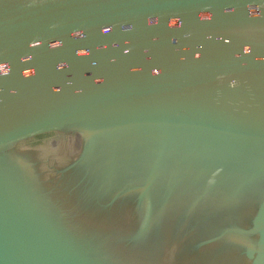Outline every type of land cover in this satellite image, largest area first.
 I'll list each match as a JSON object with an SVG mask.
<instances>
[{
  "label": "water",
  "instance_id": "water-1",
  "mask_svg": "<svg viewBox=\"0 0 264 264\" xmlns=\"http://www.w3.org/2000/svg\"><path fill=\"white\" fill-rule=\"evenodd\" d=\"M0 264H264V0H0Z\"/></svg>",
  "mask_w": 264,
  "mask_h": 264
},
{
  "label": "flooded vegetation",
  "instance_id": "flooded-vegetation-1",
  "mask_svg": "<svg viewBox=\"0 0 264 264\" xmlns=\"http://www.w3.org/2000/svg\"><path fill=\"white\" fill-rule=\"evenodd\" d=\"M40 143H42V145H57L56 146V148H58V143H59V139H58V137H56V138H54V137H52V138H50V139H47V140H42V141H39ZM58 142V143H57ZM52 143V144H51ZM70 157H72V156H70Z\"/></svg>",
  "mask_w": 264,
  "mask_h": 264
},
{
  "label": "rangeland",
  "instance_id": "rangeland-1",
  "mask_svg": "<svg viewBox=\"0 0 264 264\" xmlns=\"http://www.w3.org/2000/svg\"><path fill=\"white\" fill-rule=\"evenodd\" d=\"M30 156H31L32 158H34V157H35V155H34L33 153H31V154H30Z\"/></svg>",
  "mask_w": 264,
  "mask_h": 264
}]
</instances>
